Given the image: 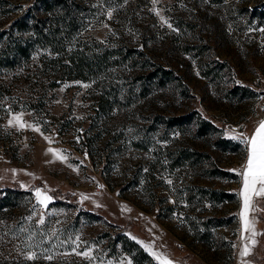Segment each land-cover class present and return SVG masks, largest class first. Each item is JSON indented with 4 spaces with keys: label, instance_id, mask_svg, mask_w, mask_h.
<instances>
[{
    "label": "rangeland",
    "instance_id": "rangeland-1",
    "mask_svg": "<svg viewBox=\"0 0 264 264\" xmlns=\"http://www.w3.org/2000/svg\"><path fill=\"white\" fill-rule=\"evenodd\" d=\"M34 1L0 0V30L32 46L0 75L9 131L0 138V189L33 191L0 208V264H134L119 245L109 254L117 231L172 264H264V196L249 212L262 233L252 245L242 233V177L203 172L239 173L246 146L234 137H251L264 121V16L254 12L264 0H68L72 16L48 47L33 30L12 26L29 19ZM72 49L93 54L87 78L68 70L55 78L53 57ZM159 67L171 71L164 83L152 74ZM237 86L251 94L235 95ZM195 112L219 130L200 136L191 124L158 121ZM16 116L21 121L10 123ZM77 125L85 128L82 144L73 140ZM218 137L240 147L219 148ZM182 147L209 157L197 166L175 163ZM199 185L233 190L236 199L204 198ZM36 189L53 198L47 208ZM84 209L102 217L84 218ZM214 216L232 217L206 226ZM245 243L250 252L242 257ZM85 251L94 259L76 254Z\"/></svg>",
    "mask_w": 264,
    "mask_h": 264
},
{
    "label": "trees",
    "instance_id": "trees-1",
    "mask_svg": "<svg viewBox=\"0 0 264 264\" xmlns=\"http://www.w3.org/2000/svg\"><path fill=\"white\" fill-rule=\"evenodd\" d=\"M122 0H118L120 2ZM221 2L223 0H212ZM71 2L68 0H35L33 6L29 9L31 13L29 19H19L15 20L12 26L17 25L18 28L22 31L25 30H33L36 32L37 36L34 38L36 42H41L45 47L48 45H54L55 39L58 34L62 33L64 30L65 22L69 16H72L71 13ZM254 12L259 13L261 16H264V8H257ZM46 15L40 17L39 22L37 21H29L32 19H38V15ZM28 17V16H24ZM60 27L56 29V25ZM5 30H0V75H3V69H6L13 64H15V58L21 57L23 55H28L30 52V48H32L31 43L24 44L22 40H17L14 38V41H9V36L5 35ZM54 50V49H53ZM92 55L84 50L79 49H72L67 55H59L53 57V61H55L60 69L61 72L55 75V78H64V72L68 70L71 76L80 77V78H87L86 69L91 68L92 63ZM55 63V66H56ZM153 76H158L160 81L164 83L171 75V71L165 67H159L157 70L152 72ZM54 85L58 84L57 79H53ZM3 85L2 79L0 78V90L1 86ZM244 86H237L233 89V93L239 95H250V90ZM6 110L3 109L4 113ZM2 113L0 112V133L3 132L5 135L0 137L3 140L6 138L8 139V129L4 127L1 123L2 120ZM159 122L164 123L165 125L169 126H190L193 125L195 132L197 135H205L208 133H215L219 130L217 124L213 121L205 118L198 112L195 113H188L185 115H174L169 117H162L158 120ZM5 139V140H6ZM215 144L217 147L222 149H231L237 150L240 147L241 142L235 141L228 137H218L216 138ZM177 161L182 164V162L186 161L187 159H191L192 163L197 166L199 165L200 161H202L205 157H209L207 152L190 149L188 147H182L179 149ZM203 168V167H202ZM203 172L207 176H216V175H224V176H232L238 177V173H234L227 169L221 168L219 166L212 167V168H203ZM201 195L204 198L212 199L216 201H223V200H235L236 193L233 190H225V189H216L213 187H206L204 185L197 186ZM1 192H5L1 195ZM23 195H31L33 196V191L31 189L26 188H19L15 186H5L0 189V208L6 205L14 206L18 203ZM58 203V201H53ZM81 213H83L84 218H101L102 215L95 211L84 209ZM232 217V216H231ZM231 217H223V216H214L209 217L205 220V225H220L226 224L230 222ZM213 218V219H212ZM212 221V223H211ZM211 223V224H209ZM110 234V233H109ZM110 238L112 240L111 247L112 251L109 254L117 255L118 245L123 250L129 252L133 258L134 264H159L153 257V255L146 250L136 239L130 237L124 231H117L114 235L110 234ZM85 264H90L89 261H85Z\"/></svg>",
    "mask_w": 264,
    "mask_h": 264
},
{
    "label": "snow or ice",
    "instance_id": "snow-or-ice-1",
    "mask_svg": "<svg viewBox=\"0 0 264 264\" xmlns=\"http://www.w3.org/2000/svg\"><path fill=\"white\" fill-rule=\"evenodd\" d=\"M111 12L108 13V16L111 17ZM159 15V13H157ZM171 27V25H169ZM260 31L264 32V29H260ZM87 87V85H84ZM21 117L16 116L13 118V122H20ZM21 127H25V125L21 122ZM39 131V129H36ZM240 139L241 142L246 146V162L242 166V170L239 171V175L242 177L243 183V191L241 193L243 197V211L240 213V216L243 219V228L242 233L247 232L249 233L248 239H251L252 245H255L257 241L255 240V236L262 235V233H258L255 229V218L249 219V212L256 211V206L253 203L254 197H262L264 196V121L259 123V126L256 128L255 133L251 137H247L241 134L239 137H234ZM49 151H53L49 149ZM57 155H59L57 153ZM63 159V157H61ZM236 171V170H233ZM171 183V181H168ZM101 187H103L101 185ZM35 196L38 203L45 208H47L48 203L53 199L51 196L47 195L44 190L36 189ZM41 223L43 220L41 219ZM135 239V237H133ZM151 252V248L145 246ZM250 247L247 243L244 244L243 250L241 251L240 255L242 257L249 255ZM77 255H83L86 258L94 259V257L90 256L88 251L83 253H76ZM156 259L160 262V264H172L171 260L167 258H163L161 255H158L155 252L151 253ZM27 259H35V253L30 254L26 257ZM47 259L51 260L52 256L49 255L46 257ZM127 264H132V261H127Z\"/></svg>",
    "mask_w": 264,
    "mask_h": 264
},
{
    "label": "built area",
    "instance_id": "built-area-1",
    "mask_svg": "<svg viewBox=\"0 0 264 264\" xmlns=\"http://www.w3.org/2000/svg\"><path fill=\"white\" fill-rule=\"evenodd\" d=\"M84 131L85 128L83 125H77L76 132L74 135V142L82 144L84 142Z\"/></svg>",
    "mask_w": 264,
    "mask_h": 264
}]
</instances>
